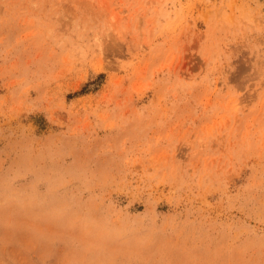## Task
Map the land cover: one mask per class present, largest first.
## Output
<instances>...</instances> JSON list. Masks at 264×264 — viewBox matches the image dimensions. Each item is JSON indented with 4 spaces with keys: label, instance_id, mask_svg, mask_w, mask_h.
<instances>
[{
    "label": "rangeland",
    "instance_id": "obj_1",
    "mask_svg": "<svg viewBox=\"0 0 264 264\" xmlns=\"http://www.w3.org/2000/svg\"><path fill=\"white\" fill-rule=\"evenodd\" d=\"M0 264H264V0H0Z\"/></svg>",
    "mask_w": 264,
    "mask_h": 264
}]
</instances>
